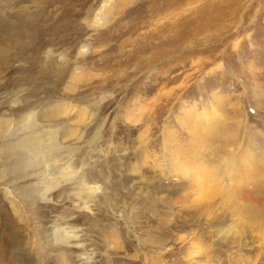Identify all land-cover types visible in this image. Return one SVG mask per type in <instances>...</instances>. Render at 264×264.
<instances>
[{"label":"rangeland","instance_id":"1","mask_svg":"<svg viewBox=\"0 0 264 264\" xmlns=\"http://www.w3.org/2000/svg\"><path fill=\"white\" fill-rule=\"evenodd\" d=\"M0 47L1 147H59L2 151L0 264H264V0H0Z\"/></svg>","mask_w":264,"mask_h":264},{"label":"bare ground","instance_id":"2","mask_svg":"<svg viewBox=\"0 0 264 264\" xmlns=\"http://www.w3.org/2000/svg\"><path fill=\"white\" fill-rule=\"evenodd\" d=\"M111 11L112 10H108V12L106 13V14H104V15H102V18L104 19V18H109V16H110V13H111ZM95 18V17H94ZM96 19V18H95ZM99 21V20H98ZM1 48V47H0ZM3 49V48H2ZM6 50V49H5ZM1 52H3V51H1ZM3 53H5V52H3ZM2 53V54H3ZM80 77V75L79 74H74V75H71L72 76V79L74 80V81H77L78 80V76ZM60 106V104L58 105V106H54V108L51 110L52 112V114L53 115H58V110L60 109H57L56 107H59ZM197 112V111H196ZM48 114V113H47ZM204 114V113H203ZM208 114V113H207ZM207 114H205V115H207ZM199 115L198 114H195L194 116H193V122L192 123H196L195 122V118H197ZM201 117V116H200ZM28 118V117H27ZM198 119H200L199 117H198ZM31 120V119H30ZM0 125H1V122H0ZM4 125V124H3ZM3 125H2V127H3ZM10 125L8 124V122H7V126L6 127H9ZM214 127V126H213ZM212 128V127H211ZM210 128V125H209V128H206L207 129V134L206 135H209V134H211L212 135V133H213V131H214V129L212 128L211 129ZM2 128H0V130H1ZM54 133V132H53ZM31 134V133H30ZM45 137V136H44ZM0 138H1V136H0ZM57 138V137H56ZM4 139V138H3ZM1 141V140H0ZM7 143V142H6ZM247 144H250V143H248V141L245 143H243V145H242V147L243 148H245V149H243L242 147H241V145L239 146V148L240 149H238L239 150V152L241 153V151H243L242 153L244 154V155H239V156H241V157H246V155L247 154H251L252 156H254V159L256 160V161H258L259 163H262V166H263V168L262 167H260L259 166V172H264V143H259V142H257V147H256V149H254L253 148V151L255 152L254 154H252L251 152H249V151H251L252 149L251 148H249L248 147V145ZM252 144V143H251ZM250 144V145H251ZM15 145L18 147V148H21L24 152H26L27 154H28V156H27V159L28 160H30V162H29V164H28V168L29 167H33V164H35V163H37L38 164V162L40 161L41 162V159H37V158H35V160L33 161V149H34V147L36 148V147H38L39 145L41 146V148L40 149H42V146H44L45 147V150H46V152H50L51 153V155H52V157L54 156V152L55 151H57V149L59 148L58 147V144H57V140L55 139V137H54V134H52L51 132H49V133H47V136L45 137V138H42L40 135L39 136H34V138H32V135L29 137V138H27V139H25V140H20V141H17L14 145H9V146H7V147H4V148H2L1 146V142H0V162H1V153H2V151H6V152H8V154H10V153H12L13 155H15L14 153H13V151H11L12 149H13V147H15ZM43 147V148H44ZM43 150V149H42ZM60 152V151H59ZM58 152V153H59ZM33 153V154H32ZM35 153H37V152H35ZM45 153V152H44ZM11 155V154H10ZM37 155V154H36ZM39 155V154H38ZM48 155V154H47ZM57 155V154H56ZM234 155V154H233ZM24 156V155H23ZM30 156H32V159H30ZM38 157V156H37ZM42 157V160H44L45 161V157H43V156H41ZM57 158V157H56ZM54 159H55V156H54V158H52V159H48V162L49 161H51V162H55L54 161ZM5 160V159H4ZM53 160V161H52ZM235 160H237V161H239L237 158H233V157H231V166L232 167H234L235 166V164H236V162L237 161H235ZM248 159H246V160H244V163L247 161ZM19 160L18 159H15V161H14V163H17ZM256 161H255V164L251 167V168H253V169H257V167H256ZM13 163V162H12ZM44 163V162H43ZM238 164V163H237ZM236 164V165H237ZM11 165H13V166H11L12 167V171H11V169H10V164L8 165V170H9V172L10 173H12V174H14L15 173V171H19L21 168L20 167H18L17 165H15V164H11ZM4 166V167H3ZM56 166V165H55ZM5 164H2V166H0V181H2V179H4L5 177H7L8 178V174L6 173V171H5ZM68 168V167H67ZM7 169V168H6ZM67 170V172H68V169H66ZM13 171H14V173H13ZM74 171V170H73ZM72 171V173H74ZM200 171V170H199ZM257 172V170H255V171H253V173H256ZM55 172H53L51 175H53ZM70 174V173H69ZM201 174V177L199 178V179H201L202 180V177H204V178H206L205 176H204V174L203 173H200ZM209 174V173H208ZM247 175V177H250V178H252V180H253V177H252V175L250 174V173H247L246 174ZM245 175V176H246ZM70 176V175H69ZM262 178H263V176H262ZM254 180H257V178H254ZM5 181H6V179H5ZM8 181L11 183L12 181L8 178ZM206 181H200V185H202L203 183H205ZM264 182V181H263ZM7 183V182H6ZM197 183V182H196ZM10 185V184H9ZM84 185V184H83ZM261 185H263L262 183H261ZM33 186V185H32ZM259 186V185H258ZM257 186V187H258ZM202 187V186H201ZM260 187V186H259ZM10 189H11V187H10ZM204 189V188H203ZM43 190V189H42ZM22 191V190H21ZM26 191H28V190H26ZM0 193H1V191H0ZM3 193H4V199L8 202V203H10V206H11V208H10V211L12 212L11 214H8V216L12 219V222H14L15 221V216H17V218L18 217H21L20 215V213H21V208H23L22 207V203H24L25 202V195L24 194H26V193H18V194H16V195H13L11 192H8V191H6L5 190V186L3 187ZM15 193V192H14ZM17 193V192H16ZM233 193H236V192H233ZM2 194V193H1ZM34 194V193H33ZM3 195V194H2ZM26 196H27V194H26ZM3 199V200H4ZM229 204V203H228ZM232 211V210H231ZM24 214V213H23ZM25 215V214H24ZM23 215V216H24ZM23 216H22V218H23ZM19 220V219H18ZM23 220V219H22ZM17 221V220H16ZM61 239V238H60ZM63 240V239H62ZM17 259H15V261H16ZM17 262H18V260H17Z\"/></svg>","mask_w":264,"mask_h":264}]
</instances>
